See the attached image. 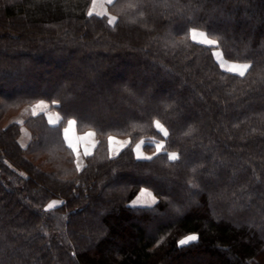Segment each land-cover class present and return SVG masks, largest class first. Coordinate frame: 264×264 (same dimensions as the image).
I'll return each mask as SVG.
<instances>
[{
	"label": "trees",
	"instance_id": "1",
	"mask_svg": "<svg viewBox=\"0 0 264 264\" xmlns=\"http://www.w3.org/2000/svg\"><path fill=\"white\" fill-rule=\"evenodd\" d=\"M92 1L0 0V264H264V0ZM39 101L59 124L14 121ZM69 120L98 140L82 168Z\"/></svg>",
	"mask_w": 264,
	"mask_h": 264
},
{
	"label": "rangeland",
	"instance_id": "2",
	"mask_svg": "<svg viewBox=\"0 0 264 264\" xmlns=\"http://www.w3.org/2000/svg\"><path fill=\"white\" fill-rule=\"evenodd\" d=\"M114 2V0H93L91 7L89 8V13H91L92 15H98L101 14L102 12H104L106 10V8L112 4ZM12 26L13 24H9L8 22H3L2 24V29L7 28V26ZM1 28V27H0ZM16 28V27H15ZM21 28V26H20ZM29 31V30H28ZM201 31H197V35L196 38L194 39L196 42L202 41L204 40V37H201L199 35ZM29 33V32H27ZM200 43V42H199ZM202 44H206V43H202ZM207 45V44H206ZM214 53H216L215 59L217 60V62L219 63V65L221 66V68L225 71H228L229 68H232L233 65H240V64H244V63H237V62H231L228 61L224 58L222 52L220 49L215 48ZM231 73H235V71H228ZM40 102V101H39ZM45 102V101H44ZM38 103V102H37ZM34 105V104H33ZM32 105L25 107L19 114L16 115V117H14V121L23 124V122L25 121V119H27L28 117H30L29 113L27 112L28 108L31 107ZM50 108L52 110H55L54 108L51 107ZM26 110V112H25ZM56 111V110H55ZM57 112V111H56ZM58 113V112H57ZM59 114V113H58ZM60 115V114H59ZM61 117V116H60ZM68 124V123H67ZM76 126V123H75ZM162 126V125H161ZM163 128V127H162ZM65 129V128H64ZM162 134L164 135V132L159 129ZM163 130H165L163 128ZM64 131V130H63ZM24 134V135H23ZM64 135V134H63ZM22 136V138H21ZM21 136L19 138V142L20 145L22 147H26L28 145V143L30 142V133L28 132L27 129H25L24 127H22V131H21ZM165 136V135H164ZM65 138V137H64ZM110 138H111V142H110ZM109 138V148H110V154L111 156L117 155L118 153H120V151L124 148L125 144L129 143V140L126 139L121 140L119 138L116 137H110ZM66 141V140H65ZM74 142H76V140L74 139ZM163 144L161 141H157V140H153V139H147L144 141H140L139 143L136 144L135 146V155L138 159H144V157H153L155 156L157 153L161 152L162 148L157 151L156 147L155 150H151V151H147L144 146L150 145V144ZM137 145H139V151H137ZM97 147V146H96ZM72 148V147H71ZM74 148V149H73ZM72 149L74 150L75 154H76V161H77V165L82 168L84 166V162H85V156L82 153V151H80V148L77 147V145H74ZM148 160V159H147ZM156 203V198L153 196V194L148 191V190H143L140 192V194L131 202V205L134 207H143V206H152ZM193 236V235H191ZM189 236L184 237L182 240L186 239ZM193 241H190L189 243H191ZM188 243V244H189Z\"/></svg>",
	"mask_w": 264,
	"mask_h": 264
},
{
	"label": "crops",
	"instance_id": "3",
	"mask_svg": "<svg viewBox=\"0 0 264 264\" xmlns=\"http://www.w3.org/2000/svg\"><path fill=\"white\" fill-rule=\"evenodd\" d=\"M27 110H28L27 112L29 113L30 116H36V115L41 114V113L45 114L49 124H51V125H57V124H59V122L61 120L60 115L55 110H52L50 108L49 103L44 102V101H40L38 103H35L31 107H29ZM25 112H26V110H25ZM65 129H68L67 137H65V131H63L65 140H66L68 145H69V142H71L72 145H77V147L80 148V151H82V153L84 154L85 157L91 155L94 152V150L98 144V140H97V137H96V134L94 131H87L85 133L78 134L76 131L75 124L74 125L67 124ZM21 138H22V136H21ZM74 139L76 140V142H74ZM121 140L125 141L126 139H121ZM110 142H111V140H110ZM126 145L127 144H125V146ZM85 153H87V155ZM114 156H116V155H114Z\"/></svg>",
	"mask_w": 264,
	"mask_h": 264
},
{
	"label": "snow or ice",
	"instance_id": "4",
	"mask_svg": "<svg viewBox=\"0 0 264 264\" xmlns=\"http://www.w3.org/2000/svg\"><path fill=\"white\" fill-rule=\"evenodd\" d=\"M89 15H92V14L89 13ZM113 19H115V18H113ZM190 31H191V35H192L193 39H195V38H196V35H197V30H196L195 28H193V29H191ZM199 35H200L201 37H204V40L199 41L200 43H206L208 46H215V45L218 44V41H217V40L209 39V38L207 37L206 33H204V32H200ZM214 55H216V53H214ZM250 67H251V65L248 64V63H244V64H240V65H233V67H232V68H229L228 71H235L237 75L243 77V76L245 75V72H246ZM75 123H76L75 120H69V121H68V124H69V125H74ZM156 127H157L158 129H161V130L164 132V135H165V136L168 135L167 131H166V130H163V128H162V126H161V124H160L159 121H156ZM64 131H65V137H67L68 129H65ZM190 132H191V130L189 129V131L186 132L185 135H189ZM110 140H111V138H110ZM69 147H74V145H72L71 142H69ZM161 148H163V144H157V145H156V150H157V151H159ZM137 151H139V145H137ZM85 154L87 155V153H85ZM166 156H167V158H170L171 160H174V161L177 160V159H179V156H178L175 152H172V153H166ZM144 159H149V160H150V159H152V158H151V157H144ZM77 167H79V166H77ZM53 203H55V202H53ZM52 207H53V204H49V205H48V209H51ZM46 210H47V209H46ZM196 240H197V237H196L195 235H193V236H189V237H187V238L184 239V240H181L179 243H180L181 245H186V244H188L190 241H196Z\"/></svg>",
	"mask_w": 264,
	"mask_h": 264
},
{
	"label": "bare ground",
	"instance_id": "5",
	"mask_svg": "<svg viewBox=\"0 0 264 264\" xmlns=\"http://www.w3.org/2000/svg\"><path fill=\"white\" fill-rule=\"evenodd\" d=\"M155 111V110H154ZM154 114V113H153Z\"/></svg>",
	"mask_w": 264,
	"mask_h": 264
}]
</instances>
